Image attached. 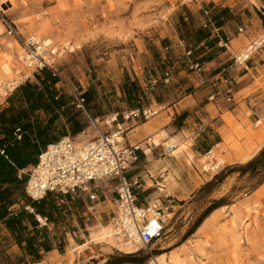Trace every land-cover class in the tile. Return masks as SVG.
I'll return each instance as SVG.
<instances>
[{
  "label": "rangeland",
  "instance_id": "obj_1",
  "mask_svg": "<svg viewBox=\"0 0 264 264\" xmlns=\"http://www.w3.org/2000/svg\"><path fill=\"white\" fill-rule=\"evenodd\" d=\"M1 1L5 17L17 31L51 40L50 46L59 54L58 70L72 88L83 94L88 112H95L99 118L113 111L142 108L150 97H160L164 93L194 91L187 73L196 71L201 73L200 77H208L216 75L222 66L233 63L232 58L217 57L225 48L218 43L213 52L205 48L207 42L202 39L204 27L200 18L204 16L207 7L203 2L207 0ZM194 4L202 6L197 13L193 11ZM255 40L258 38L247 42L239 52ZM188 50L190 54L186 53ZM23 53L22 47L7 34L0 20V84L36 81V72L24 65ZM214 57V70L208 71L205 63ZM194 62L200 64V71L191 67ZM6 63L9 72L3 69ZM168 69L181 87L171 86V77L169 82H163L164 72ZM153 78L158 79L155 85L150 83ZM127 79L138 87L137 93L131 97L122 90ZM252 80L254 86L243 95L255 98L248 107L257 108L259 112L254 114L255 120L251 117L253 123L243 127L230 114L224 115L226 127L220 130L224 141L220 147L226 155L221 156L213 150L208 167L204 169L205 163L199 162L193 170L203 174V184L228 167L245 163L264 148V98L260 100L258 97L262 94L259 90H264V70H256V77ZM14 92L5 96L0 90V109L7 105V99ZM67 92L66 104L73 109H68L65 115L69 112L71 117L75 113L83 129L72 134L71 125L62 116L56 121L51 137L54 140L65 134L76 143L83 142L93 136L94 130ZM22 175L27 177L25 172ZM261 177L259 173L240 174L234 170L222 182H214L207 189L200 190L201 184L189 197L180 200L171 195L163 197L160 206H168V209L163 214L165 227L162 235L146 248L136 247L134 252L94 238L101 225L113 224L111 194H107L106 205L102 208L98 205L92 214H83L80 200H69L58 206L50 195L49 201L54 204L52 223L32 228L30 220L24 216V229L19 236L33 237L35 243L44 242L57 247L58 252L42 254L37 260L23 249L24 243L17 242V235L8 230L7 236L0 232V264H108V260L124 261L119 264H148L155 255L164 257L167 264H172L169 262L171 257L181 264H264V201H256L250 196L261 185L258 184ZM256 192L257 196L264 193V187ZM220 198L222 205L187 235L203 210ZM17 204L21 206V201ZM91 220L93 222L87 223ZM81 243L85 244L77 249Z\"/></svg>",
  "mask_w": 264,
  "mask_h": 264
},
{
  "label": "built area",
  "instance_id": "obj_2",
  "mask_svg": "<svg viewBox=\"0 0 264 264\" xmlns=\"http://www.w3.org/2000/svg\"><path fill=\"white\" fill-rule=\"evenodd\" d=\"M204 16L202 27L206 28L211 21L207 9L204 10ZM0 20L7 34L22 47L25 67L36 73L47 71L55 79L57 96L62 91L66 93L67 90L75 107L84 112L94 130L93 136L83 142L76 143L70 135H66L48 143L39 151L35 164L27 167V170H19V178L22 173H27L24 190L30 202H39L48 194L53 195L58 206L77 199L83 203V214H91L105 200L106 193H109L112 196V222L117 233L136 247H148L163 233L165 227L163 214L168 206L161 207L156 203L142 204L138 201L135 189L140 183L137 176H128V171L138 160V151L142 149L140 143H123L125 128L122 123L131 119L137 121L147 119L164 106L160 105L158 109L144 107L122 112L113 111L102 118L91 116L83 94L72 88L67 78L58 70L56 66L58 52L50 45L48 47L44 45L37 35H23L17 31L12 22L5 17L1 0ZM241 31L239 28V32ZM227 42V37L220 38L218 45L226 47ZM262 46L264 35H261L260 44L252 42L245 47L244 52L236 53L232 58V65L222 66L216 74L218 84L208 99L214 100L221 96L226 102L232 103L234 87L238 82V74L234 67L245 64ZM186 53L190 54V50ZM191 67L201 70L198 62L191 64ZM27 77L25 76V79ZM170 77L171 71L168 69L164 72L163 82H169ZM157 82L158 79L153 78L150 83L155 85ZM18 83L11 86L10 83L0 84L2 94L6 96L11 93L20 85ZM202 131L204 125L201 123L192 135H199ZM14 135L20 139L19 127L15 128ZM211 150L210 148L207 153L209 154ZM0 154L8 158L3 149L0 150ZM22 207L34 215L38 226L47 225L49 222L46 216L36 213L30 203ZM18 211V208L11 209L9 215L16 216Z\"/></svg>",
  "mask_w": 264,
  "mask_h": 264
},
{
  "label": "crops",
  "instance_id": "obj_3",
  "mask_svg": "<svg viewBox=\"0 0 264 264\" xmlns=\"http://www.w3.org/2000/svg\"><path fill=\"white\" fill-rule=\"evenodd\" d=\"M203 3L208 8L209 19L211 20L208 26L204 28L206 37H202L207 42L205 48L213 52L220 38H228L224 51H221L217 57L222 56L231 59L247 42L264 34V0H207ZM194 7L193 11L196 13L202 8L200 4H194ZM204 18L205 16H201L200 23L204 21ZM239 28L242 29L241 32H239ZM205 64H207L206 69L208 71L214 70L216 58H212ZM234 68L238 74V82L235 86L237 89L235 88L232 103L226 102L221 96L214 100L208 99L215 85L218 84V76H202L205 78L203 79L200 77L201 73L192 71L186 75L195 88L194 91H178L179 93H164L160 97H150L148 103L142 108L149 107L154 109L160 105L164 107L147 119L140 121L131 119L122 123L125 128L123 143H140L142 149L138 151V160L128 171V176L138 177L140 185L136 188V195L140 203H156L160 206L163 197L165 199L168 195L173 196L177 200L192 195L204 182L203 174L193 171L194 167H198L199 162L207 164L211 160L209 157L204 159L208 154L206 150L211 148L212 150H217L221 156L226 155V151L220 147L224 142L220 130L224 126L226 127V123L223 120L224 115L230 114L240 127L247 123H253L251 117L254 119V114H258L259 111L257 108L248 107V105H252V101L255 98H247L243 94L248 93V90L254 86L252 79L256 77V70H264V46L250 57L244 67L236 66ZM171 79H173L170 83L171 86L178 85L176 88L181 87V84H178V79L173 78L172 75ZM238 83H241V85L238 86ZM242 84L245 85L242 86ZM187 85H190L189 82ZM166 87L168 88V86ZM54 88L56 98L57 88L55 83ZM259 91L262 92L258 96L261 100V98H264V90ZM61 95L66 97L67 94L62 91L57 97ZM40 114L42 115L43 113ZM90 115L98 117L95 112ZM201 123L204 125V131L199 135H192V132ZM62 136L66 135H60L51 142ZM171 139L176 141V147L183 143L182 147L177 149L172 155L164 149L165 143ZM47 144L41 147L40 150ZM31 165L33 164H29L27 167ZM25 182L26 180L21 186L24 193ZM160 183L163 184V187L159 185ZM262 187H264V183L256 190L262 189ZM256 190L250 196L256 201H264V193L257 196ZM107 194L109 193H106L105 200L100 203L101 208L106 205ZM28 203L30 202L23 203L21 201L22 206ZM22 206L14 203L8 209L10 211L18 208L20 211ZM96 218L98 219V217ZM49 222L52 223L50 220ZM91 222L93 221L91 220L87 223ZM37 227L38 224L32 226V228ZM0 230V232L6 233V236L8 235V228L2 222H0ZM16 232L20 233V230H16ZM37 240L40 241L41 239L37 238ZM21 243L25 245L24 239ZM84 244L81 243V245ZM54 250L58 252L57 247H51L49 250H43L39 247V254L47 255L53 253Z\"/></svg>",
  "mask_w": 264,
  "mask_h": 264
},
{
  "label": "trees",
  "instance_id": "obj_4",
  "mask_svg": "<svg viewBox=\"0 0 264 264\" xmlns=\"http://www.w3.org/2000/svg\"><path fill=\"white\" fill-rule=\"evenodd\" d=\"M202 37H206V34H203ZM35 77V82L26 80L17 86L13 95L7 99V105L0 109V150L3 149L8 156L5 158L0 154V222L4 223L12 234L17 235L18 243L24 239L23 249L38 260L41 257L39 247L49 250L51 249L50 245L44 242L37 244L33 237L21 238L19 236L22 233V218L24 216L30 220L32 226H35L37 221L32 214L23 210V207L16 216L9 215L8 208L14 203L18 201L30 202L21 189L27 177L22 176L20 179L17 177V172L19 169L37 162L40 148L52 141L51 135L56 129L55 123L62 116H65L71 125L72 134H77L82 130L83 125L75 113L71 117L68 115L69 112L65 115L68 109L73 108L67 106L64 95L55 98V79L45 70L36 73ZM122 90L128 97H131L132 94L137 93L138 87L135 82L127 79ZM85 94L88 93L85 92ZM17 127L21 131L20 139L14 135V130ZM234 170H238L240 174L246 172L262 174L258 184L264 183V148L245 163L228 167L214 175L212 179L203 184L200 190L209 188L214 182H222ZM50 195L48 194L39 202H30V204L36 213L46 216L48 220L52 221L51 210H53L54 204L49 201ZM221 201L222 198L212 201L193 223L187 235L193 233L210 212L222 205ZM16 230H20V233ZM121 262L124 261L112 262V260H108L107 263L119 264Z\"/></svg>",
  "mask_w": 264,
  "mask_h": 264
},
{
  "label": "bare ground",
  "instance_id": "obj_5",
  "mask_svg": "<svg viewBox=\"0 0 264 264\" xmlns=\"http://www.w3.org/2000/svg\"><path fill=\"white\" fill-rule=\"evenodd\" d=\"M264 35V34H261ZM261 35L258 37V40L253 41L254 44H260L261 42ZM43 44L46 45L47 47L50 45L51 40L49 38H44L43 40ZM250 45V44H249ZM248 45V46H249ZM68 48H70V50L72 49V46H68ZM54 49V48H53ZM246 49V48H245ZM244 52V51H243ZM21 58L24 59V53L21 54ZM3 69L5 72H9L10 68L9 66L6 64H3ZM13 83H10L9 85L11 86ZM2 90V89H0ZM80 134V133H79ZM80 136V135H79ZM172 137V136H171ZM120 138V137H119ZM177 138V137H176ZM183 145V143H180L177 147H176V141L171 139L169 142L165 143L164 148L165 150L167 149V147H171L170 149H167L166 152H168L170 155L174 154L176 152L177 149L181 148ZM213 150H211V152L209 153V155L207 154L205 158L209 157L210 158V154H212ZM171 157V156H170ZM208 163L205 164V168L208 167ZM160 186L163 187V184H159ZM166 211V210H165ZM99 224V223H98ZM95 228V227H94ZM91 231V230H90ZM95 240H107L109 242H111V244H113L114 246H124L126 248L127 252H134L137 250L136 245H134L131 242L126 241L125 239H123L121 237V235L119 233H117L116 228L113 226V224L110 222L109 224H105V225H101V227L99 228V230L97 231V233L95 234ZM98 241V242H99ZM82 247V245H78L76 246L77 249H80ZM122 249V248H121ZM125 252V251H124ZM163 255V254H162ZM171 261L169 260V262H171L172 264H181L179 260H177L174 257L170 258ZM148 264H167V261L165 260L164 257H162L161 255H155L153 256Z\"/></svg>",
  "mask_w": 264,
  "mask_h": 264
}]
</instances>
